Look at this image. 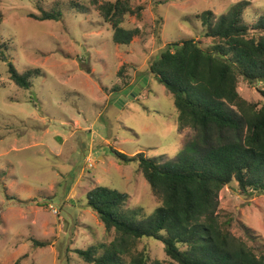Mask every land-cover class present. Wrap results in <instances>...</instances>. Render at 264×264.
Listing matches in <instances>:
<instances>
[{
  "label": "rangeland",
  "instance_id": "obj_1",
  "mask_svg": "<svg viewBox=\"0 0 264 264\" xmlns=\"http://www.w3.org/2000/svg\"><path fill=\"white\" fill-rule=\"evenodd\" d=\"M70 1L40 4L46 10L58 4L60 20L31 17L39 14L34 0L0 2L1 51L17 71L41 72L24 89L0 59V264H87L74 250L108 244L115 235L85 205L95 185L126 192L124 208L139 210L130 216L148 219L160 198L137 162L122 163L110 151H142L173 164L194 137L192 129H178L172 94L150 73V62L166 44L186 38L210 48L198 17L203 11L216 18L246 1L248 24L264 14V0H129L143 9L140 17L125 16L123 25L140 32L129 45H116L89 0H79L87 7L82 12ZM262 90L264 83L239 77L245 100L261 101ZM238 191L233 182L219 192L221 220L231 217L234 235L264 249V192ZM242 224L258 239L247 237ZM135 249L148 263L170 261L154 238L137 240Z\"/></svg>",
  "mask_w": 264,
  "mask_h": 264
},
{
  "label": "trees",
  "instance_id": "obj_2",
  "mask_svg": "<svg viewBox=\"0 0 264 264\" xmlns=\"http://www.w3.org/2000/svg\"><path fill=\"white\" fill-rule=\"evenodd\" d=\"M34 1L39 12L30 14L34 19H62L58 4L46 10L40 4L51 0ZM88 4L110 25L116 45H129L139 34V28L127 29L123 23L127 15L140 17L141 5L134 7L129 0ZM246 6V1L237 2L216 18L210 10L198 15L204 36L212 40L210 48L186 38L166 44L150 62V73L172 94L178 129L190 128L194 137L173 164H162L142 151H110L122 163L137 162L160 204L148 219L135 220L130 214L139 210L124 208L126 192L103 185L89 189L85 205L115 235L108 244L75 249L85 263L264 264L261 243L248 246L234 235L233 219L221 220L219 206V192L233 182L239 196L264 192V90L257 103L237 91L239 77L249 84L264 83V14L248 24L243 17ZM70 7L87 9L79 0H71ZM0 59L7 62L9 79L21 88H30L33 75L41 73L38 68L17 71L1 49ZM242 228L247 237L258 239L249 227ZM145 237L162 242L170 261L148 263L145 253L135 249L137 240ZM13 264L21 263L17 259Z\"/></svg>",
  "mask_w": 264,
  "mask_h": 264
}]
</instances>
